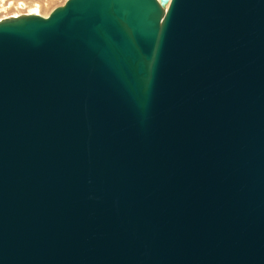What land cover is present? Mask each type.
I'll return each instance as SVG.
<instances>
[{"label": "water", "instance_id": "obj_1", "mask_svg": "<svg viewBox=\"0 0 264 264\" xmlns=\"http://www.w3.org/2000/svg\"><path fill=\"white\" fill-rule=\"evenodd\" d=\"M0 264H264V0L0 19Z\"/></svg>", "mask_w": 264, "mask_h": 264}, {"label": "rangeland", "instance_id": "obj_2", "mask_svg": "<svg viewBox=\"0 0 264 264\" xmlns=\"http://www.w3.org/2000/svg\"><path fill=\"white\" fill-rule=\"evenodd\" d=\"M66 0H0V19L26 14L47 16Z\"/></svg>", "mask_w": 264, "mask_h": 264}]
</instances>
